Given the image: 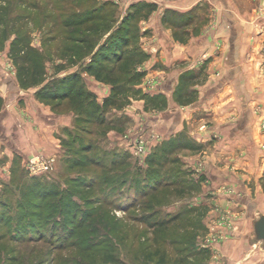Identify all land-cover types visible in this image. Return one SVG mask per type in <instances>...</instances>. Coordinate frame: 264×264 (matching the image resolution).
Masks as SVG:
<instances>
[{
  "label": "crops",
  "instance_id": "obj_1",
  "mask_svg": "<svg viewBox=\"0 0 264 264\" xmlns=\"http://www.w3.org/2000/svg\"><path fill=\"white\" fill-rule=\"evenodd\" d=\"M153 5L152 18L140 16V32L128 46L137 54L133 70L141 77L134 87L142 97H132L134 103L123 112L134 123L158 129L164 141L152 152L170 156L171 168L177 164L198 173L196 195L206 198V224L220 231L219 215L228 214L230 226L222 228L228 237L217 245L224 264H264L260 258L235 256L238 248L251 247L247 238L254 218L264 214V0ZM93 53L64 68L59 59L54 70L46 66L41 84L28 88L0 69V158L8 163L1 169L61 153L60 136L75 123L76 110L44 97L41 90L51 81L77 72L104 103L96 89L112 85L83 69ZM187 183L181 187L188 192ZM215 263L219 258H211Z\"/></svg>",
  "mask_w": 264,
  "mask_h": 264
},
{
  "label": "rangeland",
  "instance_id": "obj_2",
  "mask_svg": "<svg viewBox=\"0 0 264 264\" xmlns=\"http://www.w3.org/2000/svg\"><path fill=\"white\" fill-rule=\"evenodd\" d=\"M141 2L162 0H44L38 11L20 1L6 21L8 42L13 36L28 35L30 45L45 53L43 62L49 72L59 59L70 66L71 59L63 56L61 49L67 45L77 47L76 42L68 41L69 36H85L81 17L78 24L72 25L75 27L66 25L72 13L103 5V13L108 11L112 16L114 29L132 11L131 7ZM28 13H32L33 20L20 18ZM57 19L63 23L60 27L53 26ZM49 29L56 35L52 41L47 38ZM131 29L132 35L140 32L139 20ZM9 43L0 50V69L15 77L4 70ZM9 61L12 62L10 56ZM126 84L125 81L121 90L114 91L113 98L111 86L97 87L101 97H110L111 103L104 112V128L108 131L104 137L93 139V149L87 144L94 130L99 133L103 129L98 118L91 124L75 119L70 128L66 126L62 131L61 153L53 158L55 161L51 158L49 171L34 176L27 161L24 164L22 160L14 163L10 171L0 168V264H178L182 258L189 264H210L211 258L227 263L217 245L228 237L222 228L230 224L221 223L223 215L229 223L228 214L219 215L220 231L205 223L206 198L196 195L200 186L198 173L177 164L171 168L170 156L152 152L164 136L153 126L143 127L141 120L134 123L123 112L128 106L126 101L132 105V97H142L141 89L133 95ZM140 132L147 151L137 150ZM152 155L155 160L150 162ZM4 159L0 158L1 166L8 164ZM189 175L190 180H186ZM183 181H189L190 191L181 190ZM174 222L176 225L169 228ZM216 232L223 234V240L211 245L209 240ZM248 237L245 238L251 247L247 251L238 248L235 256L241 259L248 255L264 261V248L251 243L252 233ZM176 239L179 241H173Z\"/></svg>",
  "mask_w": 264,
  "mask_h": 264
},
{
  "label": "trees",
  "instance_id": "obj_3",
  "mask_svg": "<svg viewBox=\"0 0 264 264\" xmlns=\"http://www.w3.org/2000/svg\"><path fill=\"white\" fill-rule=\"evenodd\" d=\"M20 1H22V4H26L27 7L31 9L36 8L38 11L41 9L42 5L40 2L44 0H0V26H2V29H0V50L6 48L9 43L8 41L10 40V37L8 34L9 31L6 27V21L13 12V6ZM37 1L38 3H33ZM46 1L51 2L52 0ZM154 6L155 5L151 3L141 2L131 7L132 11L127 17L122 19L121 25H117L114 29L112 16L108 11L103 13L104 9L102 7H105L103 5L100 7L94 6L90 11H75L69 16V20L72 22L69 21L66 25L70 27L78 24V18L81 17V19L85 21L84 30L82 31V34H85V36L76 39L75 37L69 36L68 41L70 43L76 42L77 47L67 45V47L61 49V51H63V56L71 59L69 60V65H72L84 60L86 56L93 53L96 47H98L96 52L91 55V61L87 63L83 69L89 74L94 75L96 79L112 85L113 92L121 90L126 81V85L133 90V95H136V92L140 93V89L134 87L141 77V74L135 73L133 70L137 60V54H134L132 50L128 49V46L136 37V33L132 35L131 25L135 23V21H138L141 15H148L150 11L153 10L152 7ZM31 14L32 13H28L25 17L20 16V18L33 20ZM54 14L56 15L55 10ZM54 23H56V25H53L55 27H60L63 24L59 19ZM53 26L51 27L52 29ZM48 32L52 33L53 31L49 29ZM109 32L110 35L102 42L104 36ZM49 33H47V38H51V41L56 38V35L53 33L50 35ZM9 56L16 69L15 77L22 87L28 88L36 86L45 80L47 74L46 65L43 62V56H45V53H43L40 48H33L30 45L28 35H16L11 38V43H9ZM109 65L111 67H109ZM64 67L68 66L63 64L60 66V68ZM41 91L43 92L44 97L49 99L51 103H58V105L64 104L65 110L68 108H75L76 120L78 121L83 120L84 122L91 124L90 122L98 118L99 125L102 126L103 129H100L101 132L99 133L94 130L91 139L88 141V148L92 147L93 139L97 140L98 137L105 136L108 130L104 128V112H108V107L111 103L110 97H107L103 105H100L95 100V95L86 89L84 79L80 77L79 73L76 72L67 75L58 83L51 81L43 87ZM115 92L112 98L116 95ZM91 99L94 101L90 102ZM86 100H89V102H86ZM126 102L127 103L125 104L129 103L128 101ZM122 121H124V119ZM70 132L72 133L73 131ZM118 132L121 133L120 131ZM152 160H155L154 155L150 156V162H153ZM181 190L186 192V188H182ZM175 225L174 222L172 225H169V228H172ZM173 241H179V239ZM186 247L183 249H187ZM178 264L189 263L187 262V259L182 258Z\"/></svg>",
  "mask_w": 264,
  "mask_h": 264
},
{
  "label": "built area",
  "instance_id": "obj_4",
  "mask_svg": "<svg viewBox=\"0 0 264 264\" xmlns=\"http://www.w3.org/2000/svg\"><path fill=\"white\" fill-rule=\"evenodd\" d=\"M12 63L13 62L9 61V56H8V60L6 61V65H5L4 70L7 71L8 73H10V74H12V75L15 76L16 75V69H15L14 64H12ZM260 127L263 130V132H264V119L261 122ZM137 134H139V133H137ZM142 134H143V132H140V136H138L139 137L138 141L140 143L138 145V148H137V145H136L137 150H139L140 152H142L144 150L145 151L148 150V147H147L146 142L143 139L140 140L141 137H142ZM52 163H53V161L50 160L49 158H45L44 156H39V157H35V158L29 159L27 161V167H28L29 171L33 175H38V174H41V173H44V172L49 171L51 169V167H52ZM229 192H232V190L229 191ZM225 217L226 216L223 215L222 222L221 223H224L225 222L226 224H228L227 221L225 220ZM221 235H223V234L216 232L214 234V237L209 240V242L211 243V245L212 244H214V245L215 244H219L220 241L223 240V236H221Z\"/></svg>",
  "mask_w": 264,
  "mask_h": 264
},
{
  "label": "water",
  "instance_id": "obj_5",
  "mask_svg": "<svg viewBox=\"0 0 264 264\" xmlns=\"http://www.w3.org/2000/svg\"><path fill=\"white\" fill-rule=\"evenodd\" d=\"M252 244H258L264 248V214H258L253 221Z\"/></svg>",
  "mask_w": 264,
  "mask_h": 264
}]
</instances>
